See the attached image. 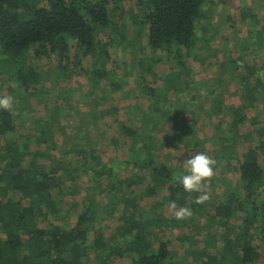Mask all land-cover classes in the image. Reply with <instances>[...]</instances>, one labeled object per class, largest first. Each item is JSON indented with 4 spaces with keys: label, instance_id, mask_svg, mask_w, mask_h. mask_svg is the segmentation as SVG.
I'll return each instance as SVG.
<instances>
[{
    "label": "trees",
    "instance_id": "16d2710c",
    "mask_svg": "<svg viewBox=\"0 0 264 264\" xmlns=\"http://www.w3.org/2000/svg\"><path fill=\"white\" fill-rule=\"evenodd\" d=\"M206 1L0 0V68L6 66L8 76L19 83L17 88L26 96L43 103L45 92L38 88L42 85V59L58 56L59 70L67 73L72 66L79 68L80 56L93 59L91 103L87 111L79 110V123H73L72 133H66L61 121L62 107H50L48 102L43 105L50 114L32 119L35 127L30 130L21 126L27 109H35L39 102L27 98L25 108L14 102L11 111L0 109V264H91L93 254L97 264H110L117 258L130 260L129 264L264 261V75H258L264 74V17L257 30L258 15L251 8L247 13L243 10V18L249 15L255 20L253 24L247 20L250 33L243 38L236 34V43L222 54L223 60L212 63L217 68L215 79L220 84L234 82L241 93V105L228 106L223 92L194 89L197 82L189 60H199L198 48L211 41L198 33L207 31L202 23ZM261 8L264 14V0ZM122 25L136 28L135 42L134 38L128 42ZM102 35L106 41L100 39ZM117 37L132 53L137 42L139 53L131 59L129 74L140 87L147 88L149 101L147 107L135 109L129 101L132 110L124 111L128 116L125 123L120 122V116H125L122 110L108 104L109 96L118 93L121 100L126 95L117 71L106 67L109 46ZM245 51L253 54L254 63H245L246 54L240 57ZM168 62L176 65L162 77L169 89L162 92L147 85L155 69ZM96 79L107 80L109 89H101ZM254 108L262 113L250 117L247 111ZM226 109L230 124L226 131L218 127L222 143L208 155L217 162L215 171L225 166V174L228 166L240 182L226 179L224 183L213 176L210 188L207 185L210 200L198 205L194 200L200 193L185 192L176 179L184 173L183 167L160 162L158 152L160 147L180 145L188 148L189 156L204 151L212 139L204 142L185 120L189 116L196 121L200 113L210 121L216 117L226 120ZM108 115L119 126L109 140V157H104L96 147L94 133L100 131V122ZM246 125L247 131L242 129ZM161 132L167 135L162 137ZM57 135L63 139L65 153L72 154L75 161L65 164L63 154L48 168L41 160L52 148L58 149ZM123 147H128L127 159L121 157ZM83 176L91 185L79 204L66 206V195L83 190L75 188ZM152 178L159 183L149 181ZM138 185L144 189L139 191ZM161 192H168V197L159 198ZM142 196L157 201L143 206ZM172 201L190 208L192 216L161 218L158 210ZM117 212L120 216L110 245L103 223ZM71 216H76L75 222L70 221ZM185 228L190 232L198 228L204 235L177 237L182 254L164 233Z\"/></svg>",
    "mask_w": 264,
    "mask_h": 264
},
{
    "label": "rangeland",
    "instance_id": "374dc122",
    "mask_svg": "<svg viewBox=\"0 0 264 264\" xmlns=\"http://www.w3.org/2000/svg\"><path fill=\"white\" fill-rule=\"evenodd\" d=\"M127 6V4H126ZM128 7V6H127ZM248 8H251L253 10L254 14L258 15L257 23L256 25L257 30L261 29V25L263 23V9L261 8V0H207L204 7V12L206 14V17L202 20V23H204V27L207 25V31L199 30L198 33L203 38L204 36L206 38H210V43L208 42L202 49L198 48L199 60H189V63L192 65L193 70L195 71V82L196 85H194V89L200 90L202 93H206V88L211 90H216L217 93L223 92V98L225 105H232V106H240L241 100L239 90H236V87L234 82L232 83H223L220 84L215 79V71L216 67H213L212 63H215L216 61H222L223 58H220L222 54L233 47L236 43V34L240 38H243L245 34L250 33L247 25V20L254 23V19L250 18L249 15L246 16L247 19L242 17V11L246 10L248 11ZM244 13H247V12ZM259 21V22H258ZM260 23V24H258ZM121 30L127 35L128 42L132 41L134 38L135 40L132 42H135L138 38L136 36V28L132 27L130 25H125L120 27ZM102 40L106 41V35H102ZM115 40V43H113L111 46H109V52H110V59L107 62V68L108 71L115 70L119 74V81L124 84V94L126 95L123 97V99L120 100L119 95L120 94H114L109 96L108 98V104L110 107L115 106L121 109L122 113L124 114V111L127 112L139 108V107H147L149 105L147 94L145 93L147 88L140 87L135 80V76H131L129 74V64L131 62V59L136 56L139 53L137 42L134 44V52L132 53L129 49L126 50L124 43L117 37ZM121 44V45H119ZM129 47H133V45H129ZM215 52L218 53V57L215 56ZM242 54H246V56H242ZM210 55H214L211 57ZM208 57L210 59H208ZM238 57V56H237ZM240 57L244 58V61L246 64L250 65L251 63H254L253 54L251 52H241ZM79 59H81L82 64L79 65V68L71 67L69 73L60 71L59 70V62H58V56L51 55L50 58H45L40 61V70H41V76H42V85L39 86V89H44V96L43 97V103H47L50 107L57 106L62 107V111L64 112V116L61 118V121L63 123V126L66 128V133H72L73 123H79V110L81 111H87V106L91 103V94H89L91 82L92 79L90 76V66L92 56L88 57H82L80 56ZM261 61V60H260ZM242 65V64H241ZM6 66H3L0 68V71L2 73L0 74V96L8 95L12 96L14 98L15 104L18 105V107L25 108L27 107V103L24 99H29L33 103L39 102L40 104H36L35 109H27L26 111V118L24 119V125L21 126V128L30 130L32 127V119H39L40 117L43 118L46 114H50V111H47V108L44 107L43 103L36 100L35 98H31L29 95H25L22 91H20L17 87L19 86V83L16 82V80L13 79L10 75L9 71H7ZM99 67H101L99 65ZM241 71L243 72V65L241 66ZM103 68V67H102ZM125 69V71H124ZM176 69V65L174 62H168L164 64H160L154 71V73L151 74L147 78V85L150 87H155L159 91L164 92L165 90H168L169 88L165 87L164 80L162 79L163 74L171 72ZM88 70V71H87ZM125 73V74H124ZM93 76V75H92ZM98 82L99 80L96 79ZM101 84V89H109V84L107 80L99 81ZM221 87V88H220ZM173 90H170L168 92L169 97H173L172 92ZM101 90H98V96L101 94ZM216 93V94H217ZM125 98V99H124ZM129 101L132 103L134 108H130L129 110ZM55 104V105H54ZM209 104V103H208ZM105 105L101 104V107L104 109ZM208 108H210L208 106ZM125 109V110H124ZM30 110V111H29ZM20 111V110H16ZM49 112V113H48ZM249 116H252V113H262L260 108H254L253 110L249 109L248 111ZM226 120L222 118H213V121H210L207 117H205L204 114L200 113V118L196 121H192L190 117L188 116L185 120V123L187 126L193 125L197 131L198 137H200L204 142L209 141V138L212 139V142L209 141L206 142L205 146V152L207 154L211 155L216 151L220 144L222 143L219 138L222 135V133H218L217 129L222 128V130L226 131L228 124H230L228 117H229V111L226 109ZM120 116V122H126L127 121V115ZM129 119V118H128ZM194 122V123H193ZM101 129L99 132L94 133L95 140H96V147L99 149V151L103 154L104 157H109V153L111 152L112 148L110 146V138L112 135L117 131V127L119 124L112 120V116H107V118L101 120ZM31 124V125H30ZM216 126V127H214ZM249 128L248 125L244 126L242 129L247 131ZM20 129V128H18ZM169 129V127H168ZM93 135V137H94ZM164 132L160 133V136L164 137ZM214 137V138H213ZM57 148H52L50 152H48V157L46 159H42L41 163L42 165H45V167L50 168L54 158L62 156V161L65 164L72 163L75 161L74 156L72 154H66L65 153V144L63 142V139L57 135ZM232 144V143H231ZM233 145V144H232ZM238 148V146H237ZM186 148H164L162 149L160 147L158 152V158L159 161L162 163H169L172 167H178L182 168V163L185 159L189 158ZM201 151V152H204ZM234 151V150H233ZM127 153H128V147H123V156L122 159H127ZM61 158V157H60ZM261 160L264 163V153L262 152ZM65 168V167H64ZM224 167H219L216 169L214 177L221 180V182L226 183L227 180H231L232 182H236V184H239V179L234 176V172L230 169H228V166H226L227 173H222V170H224ZM122 174H127L125 171L122 172ZM161 174V171L157 172V179L158 176ZM83 180L76 182L75 188H81L80 192L72 193L71 195H66L64 198V201L67 203L66 206L73 205L74 203L79 204V199L83 197L84 190L87 186H90L91 183L88 181L89 178L87 176H83ZM153 180L154 182H158L156 179H149V181ZM79 183L81 186H79ZM148 181H145L144 184H147ZM208 187L210 188L209 181L206 182ZM70 184V183H69ZM137 189L139 191H142L144 189L143 185H138ZM210 192V190H208ZM221 189L219 188L217 193H220ZM168 192H161L159 195V198H167ZM157 201L156 197H147L142 196L140 204L143 206L153 205ZM168 203L161 206V208L158 210V214L161 218H170L173 215L172 211L168 207ZM212 213V212H211ZM120 216V213L117 212L115 215L111 216L109 219L105 220L104 225V236L108 240V244H112L113 242L110 240L113 230L115 229L116 225L118 224V218ZM71 222L76 221V216H71L70 218ZM193 232H190L189 228H185L182 230L174 229L171 233L166 232L164 233L165 237L173 241L174 248L181 252L183 254V247L181 243L178 241L177 237H180L182 235H188L192 233L194 235H197V237H202L204 232L201 233V231L198 228H194L192 230ZM199 246H203V242L199 244ZM264 255V252H263ZM130 260L128 259H112L109 261L110 264H129ZM264 264V261H262ZM261 262L257 264H262ZM91 264H97L95 261L94 254L91 257Z\"/></svg>",
    "mask_w": 264,
    "mask_h": 264
},
{
    "label": "clouds",
    "instance_id": "9594fccd",
    "mask_svg": "<svg viewBox=\"0 0 264 264\" xmlns=\"http://www.w3.org/2000/svg\"><path fill=\"white\" fill-rule=\"evenodd\" d=\"M13 106L14 98L12 96H0V109L11 111ZM182 146L180 145V148ZM216 163L206 152H198L183 161L182 167L184 173L178 175L176 179L182 185L185 192L200 193L194 200L195 204L202 205L210 200L206 182L213 178ZM168 207L177 220L190 218L193 214L190 208L178 207L175 201L170 202Z\"/></svg>",
    "mask_w": 264,
    "mask_h": 264
}]
</instances>
